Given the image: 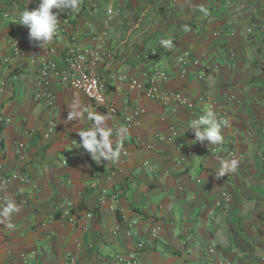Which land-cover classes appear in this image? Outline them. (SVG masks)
Returning <instances> with one entry per match:
<instances>
[{"label":"crops","instance_id":"obj_1","mask_svg":"<svg viewBox=\"0 0 264 264\" xmlns=\"http://www.w3.org/2000/svg\"><path fill=\"white\" fill-rule=\"evenodd\" d=\"M37 1L0 0V179L14 172L27 179L0 184V208L12 199L19 209L10 221L0 217V264H66L69 254L78 264H116V254L130 251L138 264H264V0H76L66 33L45 48L19 24ZM109 3L121 14L106 24ZM103 32L111 57L95 71L106 81L116 114L57 80L50 85L53 106L34 98L38 65L31 54L63 67L69 34L91 49ZM169 39L170 48L162 45ZM153 49L154 58L143 57ZM183 50L200 60L184 75L176 62ZM133 79L140 88L131 87ZM148 88L186 95L198 111L212 105L218 119L229 121L223 143L196 142L189 125L198 111L149 98ZM76 101L106 117L113 148L125 146L114 174L109 161L72 144L79 131L94 127L87 113L67 120ZM133 111L138 124L127 126L124 117ZM121 127L128 130L124 136L116 131ZM170 128L171 140L156 139L170 135ZM229 151L239 156V167L217 178L214 170ZM221 190L229 202L216 206ZM102 196L115 212L100 205ZM121 216L136 222L130 234ZM137 241H143L140 250Z\"/></svg>","mask_w":264,"mask_h":264},{"label":"built area","instance_id":"obj_2","mask_svg":"<svg viewBox=\"0 0 264 264\" xmlns=\"http://www.w3.org/2000/svg\"><path fill=\"white\" fill-rule=\"evenodd\" d=\"M39 5V0L36 3V8ZM121 14V9L119 6H116L113 3H109L105 8V23L109 24L112 22L114 17H118ZM6 16V15H5ZM59 25L56 35H63L66 33V27L70 22V11H65L62 16L59 17ZM16 18L10 17V22L15 23ZM69 40L71 41L70 48L66 57L64 58V66L60 67L53 60L47 59L45 56L40 53H33L29 56V61L31 63H37V71L34 77V84L36 86V90L34 93V98L38 101L44 102L47 106H53L55 103V95L52 93L50 89L51 82L57 80L60 84L67 86L70 89L80 91L94 106L104 109L109 114H116L117 109L114 103L109 99L107 92V84L106 81L103 80L100 76H98L95 71L97 66L105 64L110 57L111 54L104 47V41L106 38V32L95 36L94 39L98 40V45L94 48H82L75 42L74 34H69ZM172 41V39H169ZM12 45L16 54L23 55L24 52L18 47L17 42L13 41ZM51 51V49H49ZM157 55L156 50H148L143 53V57L151 60ZM7 61V59H5ZM176 62L180 67V73L182 75L186 74L187 67L189 65L197 67L200 65L199 58L192 57L188 50H183L176 57ZM211 68L210 65H203V69L205 71H209ZM154 75L160 79H166L167 75L163 71H155ZM131 87L140 88L141 85L136 80H131ZM2 88L0 87V92ZM145 95L149 98H158L163 103L167 104L169 102H175L188 110H197L196 102L190 100L186 95H183L179 92H173L170 94L160 93L155 88L145 89ZM235 100L234 95L230 94L227 97V101L233 102ZM206 101L205 97L200 96L197 98V102L202 104ZM208 110H214V107L210 105L206 110L198 111L193 119H196L206 113ZM226 113L221 115V117H225ZM138 111H133L130 114H126L124 117V122L127 126L137 125L138 124ZM192 119V120H193ZM4 122H8L7 118H3ZM170 135L168 136H157L156 139L160 142L169 141L175 135V130L170 128ZM47 135V134H46ZM79 139H75L72 141V144L79 145ZM139 141V140H138ZM117 146L121 149V154L126 153V148L122 143H118ZM145 147L148 149L153 148L152 144H147ZM228 158H238L239 156L235 154L233 151H229L227 153ZM111 165L112 172L111 175L114 174L117 170V161L109 160ZM4 170L3 165L0 162V171ZM18 182H27V179L16 172L12 173L9 176L0 179V184L6 185L11 181ZM114 198V197H113ZM229 202L228 193L225 190H221L219 192L218 199L215 201L216 206H220L221 204H227ZM100 205L106 206L107 209L111 212H115V208L113 205L108 204L107 197L102 196L100 200ZM91 214H87V217H90ZM71 220V219H70ZM121 222L125 225L126 234H130V230H133L135 221H129L125 219L124 216H121ZM120 228L119 225L113 228V231L116 232ZM155 230H151L152 234H154ZM135 232L133 231V234ZM137 249L140 250L143 248V241H137L136 243ZM209 252H212L213 249L209 248ZM22 260L25 262V256L20 255ZM116 264H138V257L136 251H130L123 254L115 255ZM66 264H78L77 259L72 254H69L66 258Z\"/></svg>","mask_w":264,"mask_h":264},{"label":"clouds","instance_id":"obj_3","mask_svg":"<svg viewBox=\"0 0 264 264\" xmlns=\"http://www.w3.org/2000/svg\"><path fill=\"white\" fill-rule=\"evenodd\" d=\"M76 7V0H39V5L33 10L23 11L20 16V25L28 29V36L31 41L36 42L40 47L50 44L58 30L59 15L61 12L73 10ZM56 9L57 11H53ZM201 12L207 15V9L201 8ZM165 47H171V40L161 41ZM87 113V119L93 122L94 127L86 131H79V148L90 153L96 161H117L121 155L119 146L113 148L111 137L113 132L105 126L106 117L87 107L80 108L79 101L73 103L68 112L67 120H78ZM229 121L218 119L213 110H208L200 117L193 119L189 125V131L194 133L196 142H207L208 145H219L224 141L223 128L228 126ZM121 136L127 134V128L121 127L116 130ZM238 158L224 159L220 161L219 168L214 170L217 178L224 177L226 174L235 173L239 167ZM18 207L14 200L9 199L6 204L0 208V217L10 221L11 217L18 212ZM2 222V221H0ZM8 229H13L11 222L6 224Z\"/></svg>","mask_w":264,"mask_h":264}]
</instances>
